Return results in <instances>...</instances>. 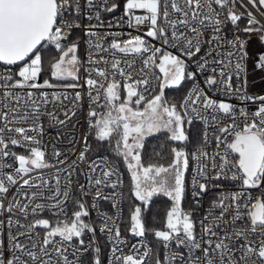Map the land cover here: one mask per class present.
<instances>
[{
    "label": "snow or ice",
    "instance_id": "1",
    "mask_svg": "<svg viewBox=\"0 0 264 264\" xmlns=\"http://www.w3.org/2000/svg\"><path fill=\"white\" fill-rule=\"evenodd\" d=\"M254 7L257 0H248ZM110 0H85L86 9L92 10L99 5V10H95L91 15H87L85 8L81 6V0H0V62L4 65H16L17 62H24L23 66L15 73L19 79H14L10 69L6 74L0 75L3 85L6 89L14 88H32L39 89L49 85L48 80L43 84L36 83L42 72L43 57L37 46L43 42L54 45L60 51L59 59L51 63V75L58 79L77 78L79 61L76 56L77 44L65 46L61 42L66 41L73 28L80 27L79 17L86 15L88 20L93 18L97 21L101 19V11L112 12L117 9V3H110ZM213 3L221 8L228 4V0H126L124 5V15L128 17L129 27H138L147 24L148 29L145 35L153 40H159L163 45L176 49L180 54H173L171 51L156 47L142 36H130L129 39L119 40L120 33H99L92 31V28L100 27L90 25L86 30V35L95 37L93 41H88L90 47H94L96 52L111 51L113 59L109 62L100 56L99 60H94L90 56V62L98 64L104 61L110 63L112 70L118 71L125 77L123 85L126 91V97L123 102L120 100L119 81L112 80L103 83L96 79L88 78L86 84L90 90L95 89L96 95L92 96L93 102H99L103 99V105L107 111L101 115L96 111L89 112L90 117H97L95 123L89 124L90 128L96 130L97 139L105 141L114 134L118 136L115 151L117 155L122 156L127 163L132 178V195L140 204L135 205L130 210L128 231L137 237H144L147 232L143 213L148 209L153 196L162 194L172 201L171 208L166 213L165 229L154 230V236L166 249L164 264H264V95L251 96L243 91L247 84L246 60L249 53L246 51L248 41L241 40L237 35L228 40L221 35L222 28L227 21L233 26H238V21L242 14H236L229 8L226 19H220V13L212 7ZM259 5L264 6V0H258ZM162 9V11H161ZM170 9V10H169ZM134 10H144V15H136ZM69 14L72 18H69ZM179 14V18L173 19L174 15ZM264 15V13H262ZM163 17L164 24L158 23L160 17ZM259 25V27H254ZM212 30L213 35L205 41L204 32ZM180 29H183L181 31ZM171 35H168V32ZM245 33L254 32L264 33V25L256 19L251 12L247 13V26L243 29ZM112 36V41L108 48L102 47L104 37ZM264 44V34L259 36ZM207 43L208 50L196 62V70H187V60H192L201 52L202 46ZM225 45L231 48L230 51H220ZM34 50H36L34 52ZM119 52L125 56L132 54L142 58L143 68L148 69L151 66L158 67L163 74V81L159 84L160 93L148 99L144 110H134L130 103L135 97V104L139 105L145 101L144 92L138 89V86H144V91L150 83L147 74L140 80H132L131 73H125L120 67L121 61L115 59V54ZM216 52V57L211 60L208 57ZM33 54L30 61L25 62V58ZM159 54V55H158ZM157 57L159 62L157 63ZM184 58H187L184 59ZM254 70H264V52L258 53L254 58ZM124 63L132 66L133 61L125 60ZM99 77L107 79L106 69H95ZM207 72L208 75L203 80V87L194 83L189 89L183 102L180 104L181 111L177 110L175 104H169L164 98V89L166 87H178L185 80L194 81L197 74ZM243 76V84L233 87V77L240 79ZM131 80L129 83L127 81ZM11 81V83H9ZM99 84V87L97 85ZM76 87V85H68ZM103 89V93H101ZM227 96H238L241 101L251 100L260 101L258 109L249 114L245 107L237 109L236 105L224 100H215L208 95V91ZM5 97H11L20 102L25 99L19 93L13 94L11 91H5ZM40 100L34 98V93L29 91L26 100L31 103V112H25L24 115L14 117L15 122L23 123L31 119L33 124L28 128L15 127L9 129L20 135V138H11L12 145L23 144L29 147V155H15L7 151V144L2 135H0V156L14 155L18 162V167L14 169L15 176L11 173L0 172V208H3V201L10 188L17 185L21 174L30 173L37 169L50 167L45 160V152L41 150L40 140L37 138L42 133V127L37 121L40 119V104H47V94L41 92ZM67 99V96L64 97ZM52 99L58 100L57 94H52ZM76 100L80 99V93L77 92ZM7 106V105H5ZM27 106V105H26ZM18 112V109H12ZM113 112L116 115H113ZM199 120H203L206 129L212 127L218 130L214 135L216 150L209 153L204 147L191 153L196 166L192 178L193 197H199L207 191L208 183L221 177L233 182H239L238 189L231 192H221L212 203V209H220L219 215H214L209 211L205 217L207 223L203 224V234L207 239L198 240L195 236L194 222L191 212H185L181 207V201L185 193V171L189 166V153L183 147H173L171 149L172 161L167 166L149 165L147 167L141 164L139 149L143 147V140L146 136L166 130L169 134L168 139L175 142H186L189 138L184 130V122L187 119L188 124L193 121V115ZM50 118L55 119L52 113L48 114ZM7 114H5V119ZM243 119L244 125L241 128L237 123ZM225 119H230L231 123H223ZM63 123V121H59ZM7 126V125H6ZM34 132L36 135H29L28 132ZM3 129H0V133ZM231 136L229 140L228 137ZM131 138V143L129 139ZM87 137H85V140ZM205 144L209 143L207 131L204 135ZM87 146L79 152L77 159L86 160ZM235 154V155H233ZM60 156L59 151L54 153ZM63 163V161H61ZM89 173L88 186L94 190L93 200L99 198L103 200H113V207H118L116 201L117 193L113 191L109 195H104L102 188L110 187L115 189L119 181H113L115 174L114 167L107 158H97L87 161ZM76 161H73V165ZM4 165L0 164V167ZM57 171H60L59 169ZM75 168L68 172L67 183L61 188L60 178L56 176V185L54 190L49 187L48 181L42 177H30L22 179V183L17 188L14 195L17 199L8 201L5 211H18L21 214L28 215L29 210L33 215L55 210V214L63 213V205L71 198L70 188L72 184V173ZM93 176L91 173H97ZM214 172L215 175H211ZM203 179L205 182H201ZM27 186V188H25ZM261 188V196L255 199L251 198L249 189ZM30 189H35L29 191ZM198 189V190H197ZM45 190L50 194L45 195ZM82 196L88 194L85 186L80 185ZM26 197L27 203L22 202L19 197ZM44 201V202H40ZM77 211L73 213L71 222L57 221L55 227L45 232L43 244L39 246V252L30 250L23 243H20L17 236H26L27 232H18L16 235L9 234V242L12 249L20 250L24 255L30 258L32 264H79V257L69 259L66 255L67 248L64 247L67 242L68 247L74 249L73 256L78 252H87L92 249L99 253V247H93L96 244V229L90 222L84 218L89 215L87 206L81 200H77ZM226 214L230 219H226ZM103 224L100 231L107 232L108 240L112 243V257L110 264H143L145 257L150 253V249L145 247L144 254L135 258L133 255H123L121 246L126 241L121 237L120 226L116 217H109L102 214ZM245 220L243 227H237L238 221ZM9 223H12L11 219ZM50 221L48 219H36L27 226L30 232L37 226L49 229ZM224 226L223 235H220L215 228ZM231 226L232 231H228ZM86 232L93 233V239L89 242L87 248H75L71 244L74 238L79 240L81 246L84 245L83 236ZM259 237L253 241L251 236ZM59 237L57 242L54 237ZM213 237L216 239L213 240ZM243 238L244 243L239 247H233L237 239ZM176 248L184 247L187 256L179 251H168L172 244ZM53 245V251L59 259L53 261L47 246ZM203 245H207L206 247ZM37 248L35 243L32 249ZM137 249V245H133ZM202 251V256H196V251ZM241 253L239 259H236L234 253ZM121 253V254H117ZM46 257V259H42ZM255 257V259L253 258ZM0 264H28L27 260H21L20 256H13L5 260L3 253H0ZM93 264H101L99 257L94 259ZM156 264H161L159 258Z\"/></svg>",
    "mask_w": 264,
    "mask_h": 264
},
{
    "label": "built area",
    "instance_id": "2",
    "mask_svg": "<svg viewBox=\"0 0 264 264\" xmlns=\"http://www.w3.org/2000/svg\"><path fill=\"white\" fill-rule=\"evenodd\" d=\"M112 3V0H110ZM109 3V7H110ZM82 8H85L87 15H91L93 11L99 10V5H97L94 9L88 10L86 9L85 0H81ZM212 7L216 10V12L220 13V19H226L227 13L229 8L232 12L236 14H242V18L238 21V26H233L230 21H227L222 28L221 35H224L228 40L233 39L235 36H239L241 33H244L245 36L243 38L240 37L241 40L248 41L246 44V51L249 53V58L246 60V70H247V84L243 91H246L248 95L251 96H262L264 95V70L256 71L254 70V60L253 58L260 52H264V44L261 43L259 36L264 33L254 32L252 34L245 33L243 29L247 26V13L251 12L253 16L260 22V25H264V13L257 5L254 7L252 4L248 2V0H228V4L221 8L219 5L213 3ZM170 10V9H169ZM136 15H144V10H134ZM162 11V9H161ZM101 19L97 21L96 19L88 20L86 15H81L79 17L80 27L73 28L71 30V34L66 41H62L63 45L71 43L70 40H73L78 46V71L79 75L76 79H73L71 82H51L49 85L39 89H32V88H14V89H6L0 86V129H3V132L0 135L3 136L6 144H7V151L10 153H14L15 155H29V147L24 146L23 144L12 145L10 143L11 138H20L18 133L14 131H10L9 129H14L15 127H25L28 128L30 125L33 124V121L29 119L26 122L19 123L14 121V117L17 115H24L25 112H31L32 105L30 102L26 100L27 92L31 91L34 93V98L40 100V93H46L48 98L47 104H40V119L37 121L42 127V133L37 137L40 140L41 150L45 152V160L50 165V167L37 169L30 173L21 174V178L18 179L17 185L10 188L9 192L6 194V198L3 201V208H0V253H3V258L5 260L11 259L13 256H20L21 260H27L28 264H32V261L29 257L23 254L20 250L12 249V245L9 242V234L16 235L18 232H27L26 236H17V239L20 243H23L27 246L28 249L39 252V246L43 244L45 232L50 230L51 227H55L57 221H64V222H71L73 213L78 209L76 204L77 200H81L87 206V210L89 215L84 219L87 222H90L93 227L96 229L95 231V238L96 244L93 247H99V253L94 252L92 249H89L87 252H78L76 256H73L74 249L72 247H68L67 242L65 243L64 247H66L67 253L66 255L68 258L76 259L77 256L79 257V264H93L94 259L99 257L101 264H110V260L112 257V243L108 240L107 232H101L100 227L103 224L102 214L109 216V217H116L117 223L120 226L122 212H123V174L120 167L108 159L105 155L102 154H94V155H86L85 161H79L77 159L79 152L83 151L87 145L85 137L90 129V122L93 123L95 118L97 117H90L89 112L96 111L97 113L101 114L103 112V108L100 105H103L104 101L101 99L99 102H93L91 99L92 96H95L97 93L95 89L90 90L89 86L86 84V80L88 78L96 79L97 81L104 84L106 87L107 83L115 80L119 81L120 85H124L125 77L121 76L118 71L111 69L110 63L106 64L104 61H100L98 64L90 62V56L94 60H99L100 56H103L105 60L111 61L113 59V54L111 51L107 52H96L94 47H90L88 41L92 39L93 41L96 39L95 37L87 36L86 30L89 29L90 25H98L101 24L100 27L92 28V31L99 33L103 36L104 33H120L121 35L117 37V39L123 41L129 39L130 36L140 35L145 40L149 41L156 47H161L167 51H171L176 55L180 53L176 49H172L166 45H163L159 40H153L150 37H147L145 33L147 32L148 25H140L138 27H129L127 20L128 17L124 15V6L120 10H113L112 12H104L101 11L100 13ZM69 18H72V15L69 14ZM173 19L179 18V14L174 15L171 17ZM245 22V25L242 23ZM158 23L161 25L164 24V19L161 16L158 20ZM254 27H259V25H254ZM183 31V29H180ZM168 35H171L169 30ZM213 35L212 30L209 28L207 31L204 32V39L207 41ZM112 41V36H106L103 39L102 47L108 48ZM53 49L57 50L54 45L48 44ZM208 44L205 43L202 48L201 52L197 54L192 60H187V68L189 71L195 72L196 70V62L199 61V58L204 55V53L208 50ZM231 48L225 45L223 48L220 49L222 52L230 51ZM216 57V52L212 53L211 57L208 59H212ZM115 59L121 61L120 67L124 69L125 73L132 74V80H140L144 77L145 74L148 75L150 83L147 87V91H144V86H138V89L144 92L146 98H148L155 89V75L153 72L152 67L148 69L143 68V61L142 58L136 55L129 54L125 56V54L117 52L115 54ZM133 61L132 66L129 67L128 64L124 63V61ZM30 61V57L25 59V62ZM24 62H20L16 65L7 66L0 62V75L6 74L7 70L10 69V73L14 79H19L15 75L18 72L19 68L23 66ZM106 69L107 70V79L104 77H99L96 74L95 69ZM208 75L207 72L203 74H197L194 81H189V84L181 98L180 104L183 102L184 97L187 95L190 88H192L194 83H198L200 87H203V80ZM131 83L132 81H127ZM3 80H0V85H3ZM11 83V81L9 82ZM36 83L43 84L40 81V77H38ZM233 87L243 84V76L240 79L233 77L232 80ZM68 85H76V87H68ZM99 87V84L97 85ZM5 91H11L13 94L19 93L21 96L25 97L24 100L18 102L11 97H5ZM205 91H208L205 89ZM80 93V99L76 100L75 96L76 93ZM55 93L59 97L58 100L52 99V94ZM101 93H103V89H101ZM208 95L211 96L213 99L219 101L224 100L225 102H229L231 104L236 105L237 109L240 107H245L249 114L254 112L258 109L260 105V101L256 100L255 102L248 100V101H241L238 96H227L221 95L219 93H214L212 91H208ZM67 96V99L64 97ZM7 105V106H5ZM27 105V106H26ZM18 109V112H14L12 109ZM181 113L183 114V110L180 109ZM49 113H52L55 119L49 117ZM5 114H7L6 119ZM193 115L192 123L197 125L199 131V140L195 147L192 149V152L197 151L199 148L204 147L206 151L209 153L216 150V142L214 139V135L218 134V130L212 127H208L206 129L204 121L195 118V114ZM59 121H63V123H59ZM187 122V119H185ZM191 123V124H192ZM225 124L231 123L230 119H225ZM237 123L240 124L242 128L244 125L243 119H239ZM7 125V126H6ZM205 131H207L209 136V143L205 144ZM29 135H36V133L29 131ZM231 139V136L228 137ZM59 151L61 153L60 156H55L54 153ZM235 155V154H233ZM97 158H107L110 164L115 169V174L112 177L113 181L118 180L119 184L115 189L110 187L102 188V192L104 195H109L113 191L117 193L116 201L118 202V207H113V200H103V199H95L93 200L94 190L89 188L88 186V176L89 168L87 161L96 160ZM63 161V163H61ZM73 161H76V164L73 165ZM0 164L4 165L0 167V172L3 173H11L15 176L14 169L18 167V162L15 160L14 155L9 156H0ZM196 166V162L190 156V164H189V171L186 177V189H185V196L187 198L188 207L184 208L185 212H191L193 220L195 221L194 224V231L195 236L198 240L200 239H207V237L203 234V224L207 223L205 217L208 215L209 211H213L214 215H219L220 209H212V203L216 200L221 192H231L238 189L239 182H233L229 179H225L223 177L219 179L212 180L208 183L207 191L201 194L199 197H193V185H192V178L194 176V169ZM71 168H75V171L72 173L71 179L72 184L70 188L71 198L65 202L63 205V213L55 214V210L49 211L45 209L43 212L33 215L30 210L28 215H24L19 213L18 211L8 212L5 209L8 206V201H14L17 199V196L14 195L17 191V188L22 183V179H28L30 177L40 176L43 180L48 181V185L50 188L54 190L56 185V176L60 178V185L61 188L66 185L68 172ZM60 171H57V170ZM97 173H91V175L95 176ZM211 175H215L214 172ZM201 182H205L201 179ZM80 185L85 186V191L88 192L87 195L82 196L80 192ZM27 188V186H25ZM35 189H30L29 191H33ZM198 190V189H197ZM250 195L252 199L261 196V188L249 189ZM50 193L45 190V195H49ZM19 199L27 203L26 197H19ZM44 202V201H40ZM11 219L12 223H9ZM36 219H48L50 221L49 229L42 228L40 226L35 227L30 232L27 229V226L31 224ZM226 219H230V217L226 214ZM246 221L241 220L238 221L236 226L243 227ZM223 228L224 226L221 225L214 230L217 231L220 235H223ZM228 231L231 232V226L228 227ZM120 234L121 237L126 241L124 245L121 246L122 254L123 255H133L135 258L139 259L141 255L144 254L145 247L150 249V253L147 257H145L143 264H149L151 252H152V244L151 242L144 237H137L132 235L128 229L122 230L120 226ZM84 240V245L81 246L79 244V240L74 238L71 242L75 248H87L89 242L93 239V233L86 232L82 237ZM253 241H258L259 237L253 235L250 237ZM57 242L60 241V238L54 237ZM152 239L155 240L159 244L160 254L159 259L161 264H164V257L166 253V249L163 247L162 243L157 240L154 236V231L152 233ZM216 238L213 237V240ZM35 243L37 248L32 249V244ZM243 238H239L233 244V247H239L240 244H243ZM133 245H137V249H133ZM207 246V245H203ZM50 255L52 256L53 261L59 259L58 255L53 251V245L49 244L47 246ZM168 251H179L184 253L187 256L186 249L184 247H180L179 249L176 248L175 244L173 243L170 246ZM118 255L121 253H117ZM196 256H202V251H196ZM241 253L237 251L234 253L236 259H239ZM255 259V257H253ZM42 259H46V257H42ZM243 264V262H242ZM251 264V261H249ZM259 264V262H258Z\"/></svg>",
    "mask_w": 264,
    "mask_h": 264
},
{
    "label": "trees",
    "instance_id": "3",
    "mask_svg": "<svg viewBox=\"0 0 264 264\" xmlns=\"http://www.w3.org/2000/svg\"><path fill=\"white\" fill-rule=\"evenodd\" d=\"M112 2L118 4L117 9L115 10H120L123 8L124 0H112ZM256 5L258 6L257 3ZM38 49L41 50V52H46V55L42 56L43 57L42 72L39 75L40 81L43 82L44 79H47V78L50 79L51 62L57 50L53 49L51 46L45 45V42H43L42 45L38 47ZM53 80H59V79L53 78ZM66 80L69 81L70 79L69 80L66 79ZM122 89H123V85H120V90ZM155 90H156V85H155L154 91ZM184 92L182 93V96ZM181 98L179 99L181 100ZM179 99L176 102L178 107L180 106V102H178ZM105 109L106 108H103V112L101 113V115L105 112ZM95 120L93 121V124L95 123ZM184 123H185L184 128L186 129L188 133H190L191 124H188L186 122ZM196 131L198 132V135L193 145H191V142H188V141L183 142V143L170 141L168 139V134L164 131H159L154 134L146 136L143 140V147L139 149L140 157H141V164L144 166L148 164H157V165L169 164L172 160L171 149L173 147L179 148L184 145H186L188 149H193L195 147V145L197 144L199 140V131L198 129H196ZM86 142L88 145V151L86 152L87 155H94V154L105 155L112 162L116 163L122 171V174H123V198H122L123 212H122L120 226L122 230H126L129 228L128 214L130 212V209L134 206V204H140V201H137L135 197L131 194L132 193V180L130 178L129 173L127 172V168L123 164L122 157L117 155L115 151L116 142L112 138H109L105 141L98 140L96 136V130L94 128L89 129ZM186 202H187V198L184 195L183 203H186ZM169 206H170L169 199L161 195H155L152 197L148 209L143 213L144 222L147 228V232L145 236L152 244V252H151L149 264H156V260L157 258H159V254H160L159 244L155 240L152 239V233L154 230H157L161 228L162 226H164V222L166 219V213H167Z\"/></svg>",
    "mask_w": 264,
    "mask_h": 264
},
{
    "label": "rangeland",
    "instance_id": "4",
    "mask_svg": "<svg viewBox=\"0 0 264 264\" xmlns=\"http://www.w3.org/2000/svg\"><path fill=\"white\" fill-rule=\"evenodd\" d=\"M125 3H126V0H124V2H123V6L125 5ZM242 25H245V22H243L242 23ZM258 33H260V32H258ZM245 36V34L244 33H241L240 34V37L241 38H243ZM70 42L71 43H69V44H65V46H68V45H71L74 41L73 40H70ZM45 45H47L46 43H45ZM48 46V45H47ZM39 50V49H38ZM40 52H41V50H39ZM41 54H42V56H45L46 55V52H41ZM60 51L57 49V52L55 53V55H54V58H53V60H52V62L51 63H53V62H55V60H57V59H59V56H60ZM174 54V53H173ZM159 55V54H158ZM32 56H33V54H31L29 57H30V59L32 58ZM76 56H77V58H78V47H77V51H76ZM157 63L159 62V60H158V57H157V61H156ZM152 67V69H153V72H154V75H155V82H156V90L153 92V94L149 97V98H147V99H145V101H142L139 105H136L135 104V97L133 98V101L130 103V107H132L134 110H136V109H139L140 111H143L144 110V106H145V104H146V102H147V100L148 99H151L153 96H155V95H157V94H159L160 93V88H159V84L163 81V74L162 73H160V70H159V68L158 67H155V66H151ZM187 70H188V68H187ZM51 71H52V69H51ZM189 71V70H188ZM79 75V71H77V76ZM53 78H55V77H53L52 75H51V73H50V79H44V80H48L49 81V83H51V82H71L72 80H73V78H70V77H68V78H64L63 80L62 79H59V80H53ZM66 79H70L69 81H67ZM188 84H189V80H185L184 82H182V84L180 85V86H178V87H166L165 89H164V98H165V100H167V102L171 105V104H175L176 106H177V110L178 111H180V109H179V107H178V105L176 104V102H177V100L179 99V98H181V96H182V93L185 91V89L187 88V86H188ZM126 91L124 90V88L122 89V90H120V100L119 101H117V103H120V102H123V100H124V98L126 97ZM181 100L179 99V101L178 102H180ZM179 104V103H178ZM107 111V109H105V112ZM104 112V113H105ZM103 113V114H104ZM102 114V115H103ZM113 115H116V113H114L113 112ZM97 119V118H96ZM183 127H185V123H184V125H183ZM196 129H198L197 128V125H195V124H191V132L190 133H188L187 131H186V129L184 128V130H185V132H186V135L188 136V142H191V145H193V143H194V141H195V139H196V137H197V135H198V132L196 131ZM161 131H164V132H166L167 133V131L166 130H161ZM156 133V132H155ZM152 134H154V133H152ZM168 134V133H167ZM151 135V134H150ZM168 136H169V134H168ZM110 138H112L113 140H115V142L117 143V139H118V136H116L115 134L113 135V136H111ZM132 141H131V138L129 139V143H131ZM183 148H185V150H186V152H188L189 153V164H190V156H191V152H192V149H188L187 148V146L186 145H184V146H182ZM122 157V156H121ZM122 160H123V164L125 165V167L127 168V172L129 173V175H130V178H131V172H130V170H129V168H128V166H127V163L125 162V160H124V158L122 157ZM172 161V160H171ZM171 163V162H170ZM169 163V164H170ZM149 165H157V164H148V165H145V167H147V166H149ZM168 165V164H167ZM167 165H164V166H167ZM144 166V165H143ZM188 171H189V166H188V168L186 169V171H185V181H186V177H187V173H188ZM131 180H132V178H131ZM185 189H186V184H185ZM157 195H161V196H163V197H165V198H167V199H169V208H168V210L171 208V206H172V201L170 200V198H168V197H166V196H164V195H162V194H157ZM184 195H185V193H184ZM135 205H137V204H134V206L131 208V209H133L134 207H135ZM181 207H182V209H184V208H186V207H188V202H186V203H183V199H182V201H181ZM130 209V210H131ZM167 210V211H168ZM129 216H130V212H129V214H128V221H129ZM192 218V220H193V217H191ZM165 221H166V219H165ZM193 222H194V224H195V221L193 220ZM129 227H130V222H129ZM128 228V227H127ZM165 229V222H164V226H162L161 228H159V230H164Z\"/></svg>",
    "mask_w": 264,
    "mask_h": 264
},
{
    "label": "water",
    "instance_id": "5",
    "mask_svg": "<svg viewBox=\"0 0 264 264\" xmlns=\"http://www.w3.org/2000/svg\"><path fill=\"white\" fill-rule=\"evenodd\" d=\"M257 4H258V6H259V8L264 12V6H261V5H259V3H258V0H257ZM40 45H38L37 46V48L39 47ZM35 51V50H34ZM31 54H29V56H30ZM27 58V57H26ZM25 58V59H26ZM20 62H17V64H19Z\"/></svg>",
    "mask_w": 264,
    "mask_h": 264
}]
</instances>
